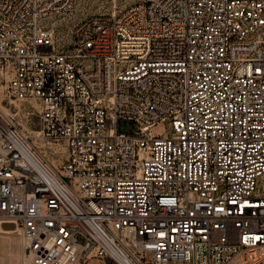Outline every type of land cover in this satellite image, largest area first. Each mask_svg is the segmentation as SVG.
Returning a JSON list of instances; mask_svg holds the SVG:
<instances>
[{
    "label": "built area",
    "instance_id": "obj_1",
    "mask_svg": "<svg viewBox=\"0 0 264 264\" xmlns=\"http://www.w3.org/2000/svg\"><path fill=\"white\" fill-rule=\"evenodd\" d=\"M74 1L0 0V231L30 264H264V0H134L60 44Z\"/></svg>",
    "mask_w": 264,
    "mask_h": 264
},
{
    "label": "rangeland",
    "instance_id": "obj_2",
    "mask_svg": "<svg viewBox=\"0 0 264 264\" xmlns=\"http://www.w3.org/2000/svg\"><path fill=\"white\" fill-rule=\"evenodd\" d=\"M134 0H75V10L70 16L64 18H56L53 26L55 28V33L57 37V41L60 44L65 43L70 39V29L73 23L80 19L81 17L93 13H112L114 11H119L125 6L132 3ZM3 87L4 85L0 81V99L3 95ZM18 103L29 105L33 108L34 112L31 114L30 123L29 121L23 119V124L26 128H28L31 133H36V128L39 127L38 123V113L36 104L35 106L31 105V101H18ZM153 129L160 133L162 130L166 129V123H157L154 125ZM33 140L42 148L50 157L51 150L54 148V144L50 142H44L36 135H32ZM61 157L57 160L54 159V163L59 166L61 159L64 158V152H61ZM12 229L0 231V264H29L27 257L21 249V241L22 236L19 232L18 227L10 224ZM15 228V229H14ZM94 259H90L87 264H92ZM100 264H105V260L98 259Z\"/></svg>",
    "mask_w": 264,
    "mask_h": 264
},
{
    "label": "bare ground",
    "instance_id": "obj_3",
    "mask_svg": "<svg viewBox=\"0 0 264 264\" xmlns=\"http://www.w3.org/2000/svg\"><path fill=\"white\" fill-rule=\"evenodd\" d=\"M25 254V253H24ZM25 256L27 257L28 263H29V255L25 254ZM30 264V263H29Z\"/></svg>",
    "mask_w": 264,
    "mask_h": 264
},
{
    "label": "water",
    "instance_id": "obj_4",
    "mask_svg": "<svg viewBox=\"0 0 264 264\" xmlns=\"http://www.w3.org/2000/svg\"><path fill=\"white\" fill-rule=\"evenodd\" d=\"M6 226H8L9 224H5Z\"/></svg>",
    "mask_w": 264,
    "mask_h": 264
}]
</instances>
